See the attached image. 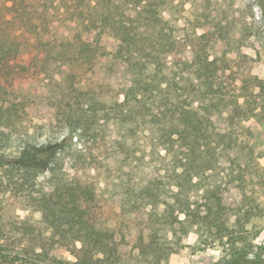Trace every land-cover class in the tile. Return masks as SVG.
Instances as JSON below:
<instances>
[{"label": "trees", "instance_id": "trees-1", "mask_svg": "<svg viewBox=\"0 0 264 264\" xmlns=\"http://www.w3.org/2000/svg\"><path fill=\"white\" fill-rule=\"evenodd\" d=\"M175 2L0 0V264H106L100 255L108 250L126 253L102 224L97 180L110 147L139 143L140 132L163 149L168 168L156 181L175 189L176 199L167 208L184 198L180 211L190 214L192 200L205 199L204 217L230 256L217 264L264 262V242L249 238L247 228L264 217L262 198L246 194L254 159L245 168L232 159L239 139L216 103L227 100L229 122L247 128V115H257L250 98L264 89L239 93L227 57L211 54L213 30L176 38L161 15L162 5ZM255 4L264 27V0ZM188 13L196 31L203 27ZM68 22L80 25L73 39L61 32ZM51 61L68 64L59 94L40 70ZM176 69L181 82L182 73H198L210 103L203 112L171 74ZM175 89L185 98L175 100ZM20 199L31 213L25 223L1 205ZM225 214L237 216L233 226Z\"/></svg>", "mask_w": 264, "mask_h": 264}, {"label": "rangeland", "instance_id": "rangeland-1", "mask_svg": "<svg viewBox=\"0 0 264 264\" xmlns=\"http://www.w3.org/2000/svg\"><path fill=\"white\" fill-rule=\"evenodd\" d=\"M193 1H185L182 4L176 0L172 6H161V15L174 36L182 38L213 30L217 40L212 43L215 49L211 50V54L227 57L228 72H231L233 79L242 86L239 93L245 98L249 97V92L257 85L264 89V27L260 22V10L255 0H196L195 7ZM192 10L200 19L199 23H193L196 26H203L197 31L192 24V21L197 19L187 17L188 11ZM61 27V32L63 31L67 39H73L81 32L80 25L76 22H68ZM40 70L45 76L44 84L49 81L51 86L48 89L55 90L59 94V89L64 85L63 81L68 73V64L51 61L40 67ZM173 73H178L176 81L187 89L184 93L189 96L188 101H191L192 107L203 112L210 103L202 95L206 89L201 85L198 73L192 69L182 73L185 79L182 82L178 81L182 76L178 69L171 74ZM258 80H262L263 85L258 84ZM259 90V87L255 90L256 95ZM173 96L177 101L185 98L176 89L173 90ZM250 99H257L251 106L257 115L255 117L247 115L249 116L245 123L247 128L229 122L232 108L227 100L217 99L216 103L221 111L220 117L228 124V128L233 127L236 130L239 139L237 146L234 147L235 152L231 153L232 159L237 164H241L242 168H245L251 156L254 159L248 162V169L254 171V176L248 177L250 181L246 185V194L248 198L261 197L264 202L263 90L257 98ZM243 109L245 112L248 111L247 108ZM212 111L216 112L214 108ZM244 111L240 114L241 118L246 115ZM137 121L140 123V118ZM35 122L41 123L42 120L38 119ZM138 127L146 128L141 123ZM145 136L141 132L138 133L139 143L135 140L134 144L129 143L125 148L112 145L108 150L106 167L100 170L97 194L104 206L102 224L113 241L127 250L126 253L120 254L108 250L100 257L106 261V264L226 262L230 256L217 238L216 229L210 227L204 217L208 207L205 206L206 201L200 193L192 200L193 203L198 199L197 203L192 204L193 213L180 211V203L184 198L176 202L174 209L167 208L168 202L176 200L171 193V190L175 189H170L167 185L160 186L156 179L157 172L162 173L168 165L161 162L160 155L163 156L164 153L157 145L156 139L151 138L149 133ZM225 146L226 143L222 144L223 148H226ZM240 168L237 166L236 171L239 172ZM241 171L249 173L248 170ZM236 195L238 199L242 197L240 193ZM1 205L10 216L16 217L20 222L25 223L31 217L29 208L22 199L17 202L4 200ZM261 213L264 216V209ZM224 219L226 221L228 219L227 224L233 226L237 216L225 214ZM247 228L249 238L259 236L257 241L264 242V217L256 221L253 227L249 225ZM65 255L68 256V253L66 252ZM233 264H264V262L236 261Z\"/></svg>", "mask_w": 264, "mask_h": 264}]
</instances>
